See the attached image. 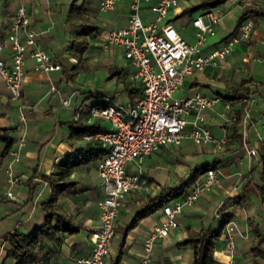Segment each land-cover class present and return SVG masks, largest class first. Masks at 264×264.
Instances as JSON below:
<instances>
[{"label": "crops", "instance_id": "0c3cea01", "mask_svg": "<svg viewBox=\"0 0 264 264\" xmlns=\"http://www.w3.org/2000/svg\"><path fill=\"white\" fill-rule=\"evenodd\" d=\"M154 1H141L140 15L144 21L151 18L150 5ZM199 1L178 0L161 21H169L186 40L194 42L196 27L192 23V12L204 8H193L189 13L182 10ZM20 2L29 14L31 26L38 30L40 42L60 62V67L48 71L36 69L28 46L24 52L21 93L15 98L11 97L0 74V131L13 137L9 149L23 137L19 157L12 161L9 150L1 154L5 140L0 137V264L15 262V258L5 254V234L13 229L31 231L43 221L40 202L49 195L50 187L40 173L56 170V164L66 154L94 149L98 155L73 166L65 178L74 180V183L57 196L58 208L78 222L79 229L73 233L58 231L55 237H46L35 246L37 255L52 264H74L77 255L89 252V231L98 222L96 199L104 195V189L96 161L106 152V145L100 137L91 134L93 132L74 133L72 128L84 123L94 124L96 131L109 128L110 120L91 114L90 106L108 102L133 103L142 90L122 47L116 44L102 46L107 31L126 22L128 0H116L114 6L107 9L99 7V0H0V35H6L14 9ZM246 6L262 11L253 17L249 36L235 43L224 57L218 58L216 64L188 73L175 90L178 95L199 90L219 97L211 106L204 108L202 114L204 123L214 134H225V143L216 147L211 142L195 143L185 136L179 143L160 145L142 159L152 163V167H158L162 153L175 160L178 152L194 161L193 164L183 163V171L188 170L186 178L196 163L219 160L216 166L218 183L183 206L175 217L176 227L165 236L154 238L146 264H190L192 249L182 242L187 235V227L198 228L209 223L218 225L221 221V215L216 213L218 204L226 195L235 193H241L242 200L230 201L224 209L230 213L228 219L235 221L232 230L234 248L232 251L226 248L222 226L213 242V264H257L264 261L263 257L255 256L251 251L255 230L264 233V195L260 191L261 180L255 168L258 155L250 157L243 145L245 139L258 146L259 135H264V0H224L211 6L221 8L222 13L213 24L215 32L206 35L200 44V52L206 53L224 42L232 34L236 18ZM82 23L94 24L96 28L82 34L88 45L80 56H76L70 52L71 38L81 33ZM8 51L9 41L6 39L3 52L6 61L10 59ZM70 72L74 73L70 75ZM50 81H54L60 93L68 98L67 102L60 100L57 91L49 89ZM239 94L247 95L252 101L250 120L244 123L240 119L242 103L236 98ZM226 101L229 102L228 117L224 118L219 112L225 109ZM21 104L23 118L19 116ZM237 114L239 117L234 120ZM228 145L231 148H227ZM9 162L12 172L20 175L11 185L6 179ZM147 175L142 168L144 186L130 190L119 205L105 264H110L118 251L117 264H139L142 240L161 221V207L125 230L132 215L144 204L147 195L156 193L162 185H176L182 181V173L176 176L170 168L158 172L157 179ZM189 183L184 192L192 188V180ZM8 188H11L13 196L6 194ZM27 264L41 263L33 259Z\"/></svg>", "mask_w": 264, "mask_h": 264}, {"label": "built area", "instance_id": "2783aa9c", "mask_svg": "<svg viewBox=\"0 0 264 264\" xmlns=\"http://www.w3.org/2000/svg\"><path fill=\"white\" fill-rule=\"evenodd\" d=\"M116 0H99V7L107 9L114 6ZM142 0H128V17L124 24L111 27L102 43L120 45L123 54L134 68L133 74L141 83V94L133 103L121 104L108 102L90 106L91 114L102 115L110 120L109 128L94 131L106 145V152L97 159V172L101 178L104 195L96 199L99 210L98 222L89 231L90 249L86 254L77 255L74 264H105L109 252V242L114 235V223L119 205L126 194L133 189L144 186L140 162L144 155L165 143H179L185 136L195 143L211 142L221 147L225 141L224 133L214 134L204 123L202 111L211 106L219 97L208 95L199 90L192 94L178 95L175 90L181 85L185 76L194 69H202L217 63L234 44L248 37L253 28V18L247 17L239 29L226 37L224 42L213 46L206 53L200 52V44L208 34L215 32L213 24L218 20L222 9L208 7L192 12V23L196 27V38L189 42L169 21L162 22L169 8L178 0H155L151 5L152 16L144 21L140 15ZM9 41V61L4 58L5 40ZM34 59L36 69L48 71L60 67L50 52L42 45L38 30L30 23L29 14L23 3H19L8 24L6 35H0V74L10 91L11 97L21 93L24 77V52ZM75 59V58H73ZM49 89L57 91L62 102H67L54 81ZM251 99L246 95L241 99V121L247 122L251 117ZM219 113L227 118L229 102ZM23 105L19 107V116L23 118ZM188 125V126H187ZM85 134V135H91ZM264 137L259 135V140ZM11 147V160L18 159L19 145ZM243 145L250 157L258 153V146L243 139ZM11 162L6 167V179L11 185L20 178L11 170ZM128 163L136 169H128ZM219 181L217 168L208 167L192 179V188L183 194L165 201L161 206V221L142 240V252L139 264H146L156 236H165L171 228L176 227V215L185 204L191 203L202 191L211 188ZM237 183L234 184V187ZM6 194L13 196L11 188ZM219 205V204H218ZM218 207V206H217ZM216 213H219L216 208ZM234 219L224 223L225 246L229 251L234 248L232 230ZM41 264H52L43 257H38Z\"/></svg>", "mask_w": 264, "mask_h": 264}, {"label": "trees", "instance_id": "16d2710c", "mask_svg": "<svg viewBox=\"0 0 264 264\" xmlns=\"http://www.w3.org/2000/svg\"><path fill=\"white\" fill-rule=\"evenodd\" d=\"M224 0H200L199 2L189 5L184 8L182 12L189 13L193 8H208L217 5ZM262 11L253 6L244 7L238 14L235 22V26L232 33H235L242 22L247 17H254ZM83 29L80 34H76L71 38L70 52L76 56H80L81 52L87 47L88 41L82 36V34H88L96 28V25L91 23H82ZM74 72H70L72 75ZM243 94L236 96L241 101ZM264 98V97H263ZM105 104V103H97ZM239 114L235 115L237 120ZM74 133H82L85 131L94 132L97 127L94 124H77L73 126ZM0 137L5 140V145L2 148L1 154L4 155L12 143L13 137L6 135L0 131ZM240 140V136L238 137ZM231 148L230 145L226 146ZM257 161L255 168L258 171V177L261 180L259 188L264 195V137L260 140L257 147ZM98 155L94 152V149L77 150L73 154H66L62 160L56 165L57 169L51 173H40L44 177L50 187L49 195L40 202V207L43 211V221L34 229L28 232H24L19 229H13L8 231L4 238L6 240L5 254L15 258L14 264H27V262L37 259V250L35 246L41 242L44 238H53L57 235L58 231L76 232L80 224L74 221L70 215L63 213L58 208L57 196L66 187L72 185L74 180L66 179L65 176L70 172L73 166L78 165L90 158ZM219 163L218 159L211 161H204L202 163H196L192 166L187 178L182 180L179 184H165L162 185L156 193L147 195L144 204L137 209L132 215L127 227L133 226L141 217L152 212L153 210L161 207L162 204L176 196H179L185 191V183H189L194 177L205 171L208 167H216ZM31 192V191H30ZM242 200L241 193H235L233 195H226L221 204L218 205L217 210L221 215V221L218 225L201 224L198 228L187 227V235L183 239V243L188 244L192 249V259L190 264H213V249L214 240L220 234L222 226L228 220L230 213L225 211V206L228 202H239ZM264 233L259 230H255L254 242L251 246V251L255 256H261L264 259ZM120 257V251L114 258L111 259L110 264H117ZM257 264H264L262 263Z\"/></svg>", "mask_w": 264, "mask_h": 264}, {"label": "rangeland", "instance_id": "374dc122", "mask_svg": "<svg viewBox=\"0 0 264 264\" xmlns=\"http://www.w3.org/2000/svg\"><path fill=\"white\" fill-rule=\"evenodd\" d=\"M176 154L178 156V159L174 160V159L169 158L167 155L165 156L164 153H162V155L158 161V164H159L158 167H152V163L148 164L149 162L147 163V161H144V160L140 162V167H141V169L144 168V170L146 171V174H148L147 176H149V177L151 176L152 178H156V179L158 178V172H163L164 169L170 168L171 170H173V172L176 176H178V174L182 173L180 180H184V179H186V174L188 173V170L183 171L185 168L183 163L184 164H193L194 161H192L191 159H188L186 157H183L178 152H176ZM199 162H201V161H199ZM130 168L136 169V166L131 164L128 166V169H130ZM181 168H183V169H181ZM189 184L190 183H185L184 184L185 188H187V186H189ZM202 195H201V197H202ZM114 240H115V238L113 239L112 244H114Z\"/></svg>", "mask_w": 264, "mask_h": 264}]
</instances>
